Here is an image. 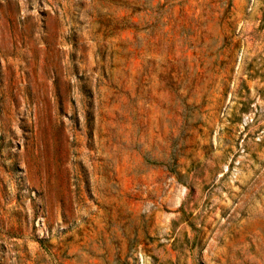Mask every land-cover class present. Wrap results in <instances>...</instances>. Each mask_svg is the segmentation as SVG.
Returning a JSON list of instances; mask_svg holds the SVG:
<instances>
[{"label":"rangeland","instance_id":"1","mask_svg":"<svg viewBox=\"0 0 264 264\" xmlns=\"http://www.w3.org/2000/svg\"><path fill=\"white\" fill-rule=\"evenodd\" d=\"M0 264H264V0H0Z\"/></svg>","mask_w":264,"mask_h":264}]
</instances>
